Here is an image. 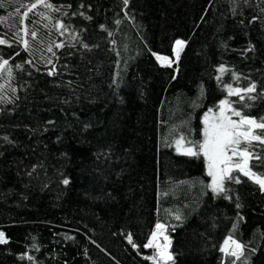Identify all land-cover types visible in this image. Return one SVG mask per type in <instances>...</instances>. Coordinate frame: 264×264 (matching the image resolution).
I'll return each instance as SVG.
<instances>
[{
  "label": "trees",
  "instance_id": "16d2710c",
  "mask_svg": "<svg viewBox=\"0 0 264 264\" xmlns=\"http://www.w3.org/2000/svg\"><path fill=\"white\" fill-rule=\"evenodd\" d=\"M214 1L48 0L21 24L31 0H0V264H152L157 222L171 264H264V191L233 172L241 183L214 195L204 158L175 145L202 140L221 100L264 117V0ZM24 26L37 38L17 37ZM177 39L198 48L180 85L153 56L172 60ZM252 83L254 101L228 95ZM250 150L264 159L258 141ZM229 235L240 260L219 250Z\"/></svg>",
  "mask_w": 264,
  "mask_h": 264
},
{
  "label": "snow or ice",
  "instance_id": "6c2138e0",
  "mask_svg": "<svg viewBox=\"0 0 264 264\" xmlns=\"http://www.w3.org/2000/svg\"><path fill=\"white\" fill-rule=\"evenodd\" d=\"M127 2L128 0H124L125 4H127ZM2 6L3 5L0 4V7ZM21 6L26 7V11L23 13H20L19 8L16 9V13L21 17V24H23L24 20L28 18V14L38 6L53 9V5L48 3V0H31L27 5L21 4ZM9 15L12 14L10 13ZM4 19L6 18L0 17V21H3ZM88 19H90V17H88ZM59 27L63 29L65 26L59 24ZM20 31H23L24 37L30 35L32 39L37 38V32L35 30H30L27 26H24L17 31V37L20 36ZM20 39L25 46V50H27L28 40L23 37H20ZM6 43V40L0 39V45ZM185 43V41L180 39L175 41V55L177 60L179 59L180 52L184 48ZM60 46L61 45H56V47ZM248 50H252L251 46H249ZM48 51L51 52L52 48L49 47ZM154 55L156 54L154 53ZM156 59L161 62V66H172V61L169 60L168 57L156 55ZM48 63L51 62L49 61ZM8 64L9 61L7 59L3 60V62L0 63V71L7 70L9 74H11V69L7 68ZM16 67L19 68L21 66L16 65ZM218 71L224 73L227 70L221 65L218 68ZM52 74V72H49V75ZM217 79H219V77H217ZM226 87L228 95H235L239 97L240 101H244L245 96H247L248 101H254L257 99L256 96L251 95L256 92L255 83L250 84L244 89L233 88L231 85H226ZM260 95L264 96V92L260 93ZM245 106L251 107L250 104H246ZM218 108L219 115L211 116L212 109H209L208 114H205L203 117V139L193 142L191 140H186L185 137L181 135L175 141L177 152L184 156L197 158L202 156L204 158L207 165V175L211 177V184L206 185V187L210 188L211 192L216 196L224 195L229 191L225 184L226 181L236 184L241 183L239 176H234L233 172H238L244 177H247L248 180L258 185L260 191H264V172L258 173L253 171V167L256 166L250 165L252 159L259 160L264 164V159L250 150L254 141H258L260 144L264 145V117L254 118L242 115L241 111L233 108L228 100H221ZM227 113H231V115H228ZM232 116L239 117V120H233ZM49 123L53 122L49 121ZM4 139L7 140L8 138L4 137ZM62 183L67 185L69 180L64 179ZM236 207L239 208L241 205L237 203ZM175 219L180 220L181 217L177 215ZM240 219H243V217ZM165 227L164 224L157 222L155 225L156 231L151 234V239H149L144 245L145 248H154L156 250L155 256L146 257V259L153 260V264H157V261H161L163 264H168L169 261L173 260V256L169 252L171 241L168 236L165 235ZM235 227L236 225H233L234 229ZM161 237H163L165 243H160ZM69 239L71 238L69 237ZM128 242L133 244L131 235L128 236ZM5 243H7L5 234L0 232V244ZM133 247H136V245L133 244ZM244 248V244L238 242L229 235L228 238L224 240L223 246L219 250L224 253L225 256L240 260L244 255ZM28 259L31 260L32 257L29 256Z\"/></svg>",
  "mask_w": 264,
  "mask_h": 264
},
{
  "label": "rangeland",
  "instance_id": "374dc122",
  "mask_svg": "<svg viewBox=\"0 0 264 264\" xmlns=\"http://www.w3.org/2000/svg\"><path fill=\"white\" fill-rule=\"evenodd\" d=\"M214 9H223V5H224V0H216V1H214ZM212 4V5H213ZM222 5V6H221ZM204 25V27H205V25H207V24H205V23H203L202 24V26ZM192 41H193V39H192ZM192 43V42H191ZM187 50V46L185 47V50L181 53V57L178 59V60H175V59H172L171 61H172V66L171 67H173V78L174 79H176V78H178V82H179V85L181 84V82L183 81V75L185 74V72L186 71H188V69L186 68V67H184V66H180L179 64H180V62L183 60V58H184V56L186 57V59H189V57H191V55H192V53L194 54V56L195 55H198V48L197 47H193V45H190V47H189V50L188 51H186ZM186 51V52H185ZM187 53V54H186ZM198 57V56H197ZM158 63V62H157ZM161 65V64H160ZM179 76V77H178ZM173 79V80H174ZM208 114V113H207ZM211 116H217V115H219V112H217V113H213V114H210ZM202 139H203V135H202ZM210 184H211V177H210ZM0 232H2V231H0ZM228 238V237H227ZM226 238V239H227ZM160 243H162L161 241H160ZM223 246V245H222ZM149 250H153L152 251V253L153 254H151V257H153V256H155L156 255V250L154 249V248H148ZM235 259V258H234ZM149 261L153 264V260H151V259H149Z\"/></svg>",
  "mask_w": 264,
  "mask_h": 264
},
{
  "label": "bare ground",
  "instance_id": "6f19581e",
  "mask_svg": "<svg viewBox=\"0 0 264 264\" xmlns=\"http://www.w3.org/2000/svg\"><path fill=\"white\" fill-rule=\"evenodd\" d=\"M185 47H186V43H185L184 48L181 50L180 54L184 51ZM154 57H155V59H156V55H154ZM172 57H173V59L177 60V59H176V55H175V43H174V45H173V47H172ZM169 60H170V59H169ZM156 61H157V59H156ZM157 62H158L159 64H161L160 61H157ZM155 225H156V224H155ZM155 225H154V227H153V230H152L151 234H152L153 232L156 231V229H155ZM151 234H150V236H149V239H151ZM149 239H148V240H149ZM160 241H161L162 243H165V241L163 240V237L160 238ZM169 252H170V251H169ZM169 262H170V261H169ZM157 264H163V262H161V261H157Z\"/></svg>",
  "mask_w": 264,
  "mask_h": 264
},
{
  "label": "built area",
  "instance_id": "2783aa9c",
  "mask_svg": "<svg viewBox=\"0 0 264 264\" xmlns=\"http://www.w3.org/2000/svg\"><path fill=\"white\" fill-rule=\"evenodd\" d=\"M168 238H169V240H170V237L168 236ZM168 264H169V262H168Z\"/></svg>",
  "mask_w": 264,
  "mask_h": 264
},
{
  "label": "water",
  "instance_id": "95a60500",
  "mask_svg": "<svg viewBox=\"0 0 264 264\" xmlns=\"http://www.w3.org/2000/svg\"><path fill=\"white\" fill-rule=\"evenodd\" d=\"M154 56V55H153Z\"/></svg>",
  "mask_w": 264,
  "mask_h": 264
}]
</instances>
